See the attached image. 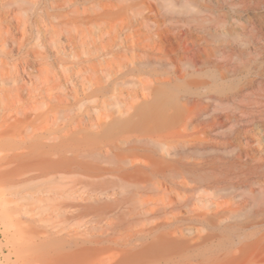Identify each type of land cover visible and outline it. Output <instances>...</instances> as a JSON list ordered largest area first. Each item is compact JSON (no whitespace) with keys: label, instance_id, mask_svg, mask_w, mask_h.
Returning a JSON list of instances; mask_svg holds the SVG:
<instances>
[{"label":"bare ground","instance_id":"6f19581e","mask_svg":"<svg viewBox=\"0 0 264 264\" xmlns=\"http://www.w3.org/2000/svg\"><path fill=\"white\" fill-rule=\"evenodd\" d=\"M187 1L191 0H155V6H152L155 14L150 18L148 17L147 23H139L138 15H140L141 10L136 7L132 15L127 14L126 19L124 18V23L112 22L111 25H105L104 28H101V31L104 29L108 34L114 35L113 41L109 44L111 49L117 39L123 37L130 29H134L135 34L139 37L137 41L139 43L142 42L141 37L143 39V37L147 36L148 39H153V36L148 31L155 30V35L165 46V38L172 32L173 27L177 24L176 22H187L183 14L186 13L188 5L193 6V4H185ZM221 1L217 0V4L219 5ZM193 2L196 7L193 8L194 16L189 20V25L194 21L201 31L206 32V40H209L208 37L216 40L218 43L214 49L221 55H225L223 58L226 56L232 58V56L239 54L233 45L226 44L219 33L213 34L212 30L217 31L220 29L222 32L228 33L229 36L236 37L238 35L237 37L239 38L243 36L245 44L252 43L259 51V54L263 55L264 48L261 47V42L264 41V0H241V3L248 9L246 17L240 19L241 23L234 22L226 13L218 11L217 6L209 3L198 4L196 0H193ZM161 12L162 17L160 16ZM204 12L211 13L213 17L202 19L201 15ZM214 26L216 28H213ZM88 33L91 37H94L97 31L89 30ZM137 45V49L134 48V50H138V53L140 51V57L136 55L137 58H130L129 61H125L124 57L122 61L128 62L121 63L122 67H126V69L129 65H136L145 69L149 66L171 67L176 73L175 77H168L169 79L165 77L164 79L166 80L159 79L155 77L156 70L154 69L155 73H149L152 76V80H150V76H147L145 79L149 78L150 81L146 82V84L142 82L144 84L142 91L136 92L137 90H135L136 93L132 95L134 100L131 102L127 100L121 101L120 98L122 97H118L121 101L119 106L112 105L113 103H106L103 89L97 87L98 89H95L90 94V97L87 98L97 99V103L94 101L96 104H94L93 110L100 108L99 111H101L102 116L100 118L97 116L98 118L96 119L91 118L96 125L85 130L64 131L66 133L63 132V129L58 130L54 133L56 135H50L58 140L49 141L48 139L43 142H33L31 148L33 147L34 152L29 150V152H14L17 148L28 144L24 138L18 140L15 137L18 131L23 132L25 130L26 119L23 111V116L22 114L20 115L22 116L21 118L7 121L9 127L7 126L6 130L2 129L3 131H0V152L13 151L12 159H15V161L16 159H21L23 164H20V166L29 171H37L43 176L52 175L51 179H55L56 176H63L61 177V182H65L69 188H76L80 192L79 199L70 201L66 199L57 200L59 207H67L72 211H70V215L64 221L68 222V219L76 218L88 223H97V226L103 222L109 223L110 221L111 224L108 225L111 228L108 231L111 233L115 232V234L125 229L122 231L125 234H120L123 235L122 241L125 240V242H121L119 245L125 247L122 250V256H127L134 264H176L181 256L187 255V252L194 249L201 250L204 247L206 249L208 247V250L213 249L214 245L219 244L220 240L225 237L229 238V245L225 246L223 244L225 242L222 241L217 249L225 254H231L233 257L230 259L231 261H225L224 264H247L249 262L259 264V261L253 260L254 253L247 247L250 241L247 238L242 239L241 235L242 233L246 235L249 224L247 218L253 219L256 215L264 213V191L258 192L251 186L247 187L246 190L244 189V192L239 193V187L237 186H231V184L222 185L224 182L231 183L234 174L238 171L251 176L252 174H257L259 168L249 164V160L247 162L243 161V151L241 154L235 155L234 153L230 158L228 156L220 157L217 151L218 148L214 143L208 140L207 142H194L188 139L195 134H200V136L205 138L211 132L210 130L222 127L223 120L232 117L230 114H225V117H223L212 110L214 108L212 103L220 105L229 104L235 99L240 100L238 105L248 116V119L244 118L245 122H249L250 118L252 119L254 116V111L250 106L254 104L259 107L262 103L261 97L264 99L263 87H246L249 91L239 90L238 93H233L232 95L231 93L227 95V92L222 94L213 91L221 83L228 82L232 75L230 69L225 71L220 77H214L213 73L210 81H203L202 79V82H197L193 79L197 83H201V85H197L193 81L184 83L178 73L186 76L184 79L187 76L191 78L194 75L191 74V71H198L200 68L211 64V61L208 59L200 61L195 56L180 53L171 55L169 60H165L161 57H156V55L152 54L153 52L150 53L152 49L148 51V49L145 50L146 48L142 49V45ZM145 45L147 46L146 43ZM259 47H261V50ZM127 49L130 50V48ZM243 52V49L239 50V53ZM127 53L130 54L131 52L127 51ZM94 62V69L98 72V68H100L98 66L102 65H99L101 60L97 58ZM115 62H117V59ZM106 64L108 65V62ZM115 65L113 73H110L113 76L119 64L115 63ZM207 70H205L206 73L208 72ZM101 72H104V69H101ZM94 74L96 75V73ZM215 75L218 76L217 73ZM113 76L109 79L111 81H109L105 74H101L98 80L100 83L103 81L116 83L118 80L117 74L115 77ZM94 77L96 78V76ZM125 77L126 74L124 75ZM136 78L138 79V77ZM234 78L231 77V79ZM202 85L208 90L201 93L192 92L193 88L199 90ZM140 86L142 85L140 84ZM85 87L88 86L86 85ZM234 88L236 87L234 86ZM81 90L83 89L81 88L80 92H82ZM86 92L84 93L86 94ZM181 101L186 102L184 106H187V109L181 106ZM3 102L7 103V100ZM7 106L9 107V104ZM10 107L12 108V106ZM2 111L5 110L2 109ZM63 112L65 111L63 110ZM255 113H257L256 110ZM6 117L8 116L6 115ZM204 118L206 119L203 120ZM70 121L72 120L70 119ZM83 123L88 124V122ZM28 127L35 131L32 126ZM94 127L98 129L95 130ZM261 137L260 135L259 138ZM32 139L36 140L37 138ZM16 163L19 165V162L16 161ZM263 166L264 159L261 161V167ZM262 173L264 171L260 172V175ZM180 179H184L183 183L179 181ZM49 190L60 192L57 189L49 188ZM154 191L163 193L161 199L164 203L160 207L156 205L155 207L154 204H151L157 199V196L155 197L156 193L154 196L150 195ZM205 193H208L207 195L210 198L205 197ZM250 195L251 199L248 198ZM150 218L151 220H149ZM225 222H228V224ZM223 223L227 225H223ZM116 230L119 231L117 232ZM231 230H237V236L240 239L236 241L235 234V237L233 235L229 236ZM118 238H121V236ZM261 239H264V234ZM239 258L243 260L240 261Z\"/></svg>","mask_w":264,"mask_h":264},{"label":"rangeland","instance_id":"374dc122","mask_svg":"<svg viewBox=\"0 0 264 264\" xmlns=\"http://www.w3.org/2000/svg\"><path fill=\"white\" fill-rule=\"evenodd\" d=\"M207 1L196 0L198 4L209 3L217 6L218 11L226 13L236 23H241L240 19L248 14V9L241 3V0H222L219 5L217 0ZM155 3V0H0V131L9 127L7 121L21 118L24 112L26 119L25 130L23 132L18 131L15 137L18 140L24 138L28 144L17 148L14 152H26L28 150L34 152L33 147L31 148L33 142H43L48 139L49 141L58 140L50 135H56L54 133L61 129H63V132H73L74 130H85L95 126L96 124L91 118H100L102 114L99 111L100 108L93 110L97 99L87 98L99 87L105 93L104 101L106 103H113L112 105L119 106L123 100L128 102L134 100L132 95L142 91L144 84L152 80L150 72L155 73L156 70L155 77L162 80H166L164 79L165 77H175L176 73L171 67L149 66L147 69L136 65H129L127 69L122 67L121 63H127L130 58L140 57V51L138 53V50H134L138 46L137 44L139 46L142 45V49L146 48L145 50L148 49V51L152 49L150 53L153 52L152 54L156 55V57L158 56L165 60H169L171 55L180 53L195 56L200 61L205 59L211 61V64L204 68H200L198 71H191L192 73H190L194 74L191 78L187 76L184 79L186 76L178 73L184 83L193 81L197 85H201V83L197 82H202V79L203 81H210L211 77H220L225 71L230 69L232 71L231 77L235 78L231 79L230 77L228 82L220 84L222 89L219 85L218 88L220 90L214 88L213 91L222 94L227 92V95L229 93L232 95L233 93H238L239 90L247 92L249 90L246 87L251 88L254 86L255 88L263 87L262 92L264 93V53L263 55L259 54V51L252 43L245 44L243 36L239 38L237 37L238 35L236 37L229 36L228 33L222 32L220 29L217 31L212 30L213 34L218 32L226 44L233 45L239 54L237 55L238 57L232 56L231 58L226 56L223 58L225 55H221L214 49L218 43L216 40L209 37V40H206V32L201 31L194 21L189 25V20L194 16L193 8L196 7L193 0L185 3L193 4V6L188 5L186 13L183 14L187 22H176L177 24L173 27L172 32L165 38V46L155 35V30L148 31L153 36V39L150 40L147 36L143 37V39L141 37L142 42L139 43L137 42L139 37L135 34L134 29H130L123 37L117 39L111 49L109 44L113 41L114 35L108 34L104 29L101 31V28H104L105 25H111L112 22L124 23L127 14L132 15L136 7L141 10L140 15H138L139 23L145 24L155 14V10L152 9ZM160 16H163L162 12ZM210 17H213V15L207 12L201 15L202 19H210ZM213 28H216V26ZM89 30L97 31L94 37L89 35ZM261 47L264 48V41L261 42ZM261 47H259L260 50ZM127 48H130V50ZM241 49L244 50L243 53H239ZM127 51L131 53L128 54ZM108 55L110 56L108 57ZM102 56L103 58H101ZM97 58L101 60L99 65L102 64L98 66L100 67L98 72L94 69V61ZM123 58L128 61H122ZM116 59L117 62H115ZM105 62H108V65ZM115 63L119 64V66L117 65V71L113 76L111 74L115 69ZM105 67L108 68L105 69ZM207 68L212 70H207ZM101 69H104L105 73L101 72ZM142 70L145 71L142 72ZM200 70L202 71L200 72ZM205 70L208 72L206 73ZM123 72L126 73L123 74ZM98 73L105 74L106 78H108L107 80L117 74V82L119 83L107 81L100 83L98 79L101 74ZM216 73L218 76L215 75ZM125 74L126 77L124 78ZM92 76H96V78ZM147 76H150V80L149 78H147L148 80L145 79ZM90 78L91 80H89ZM94 80L95 82H93ZM90 83H93L91 84L92 86ZM86 85L88 87H85ZM90 87L92 88L90 89ZM81 88L83 89L81 90L82 92H80ZM135 90L137 91L135 92ZM192 90L193 93H201L208 89L202 85L199 90L196 88ZM118 97L123 99L120 98V101ZM261 99L262 103L259 107L254 104L250 106L254 111V116L252 119L250 118L249 122H245L244 118L248 116L238 105L240 100L235 99L229 104L220 105L212 103L214 107L212 110L223 117H225V114H230L232 117L223 120L222 127L210 130L211 132L205 138L200 136V134H195L188 139L194 142H207L208 140L214 143L218 148L217 151L220 157L228 156L230 158L234 153L235 155L241 154L243 151V161L247 162L249 160V164L257 166L259 168L258 173L250 176L238 171L234 174L231 183H222V185L231 184V186L239 187V193L244 192L247 187L251 186L258 192L264 191V173L260 175V172L264 171V166L261 167V161L264 159V99L262 97ZM6 100L7 103L3 102ZM89 102H92V105ZM181 103V106L187 109V106H184L186 102L181 101ZM4 104L5 106H3ZM7 104H9V107ZM73 105H75V108ZM2 109L5 111H2ZM255 110L257 113H255ZM21 114L22 116H20ZM83 122H88V124L86 125ZM79 123L82 125L80 126ZM83 124L86 125L85 128H83ZM28 126H32L35 131ZM36 126L38 127L36 128ZM94 129L97 130L98 128L94 127ZM260 135L262 136L261 138H259ZM12 153L13 151L0 152V264H134L127 256H122V250L125 247L119 245L121 242H125V240L122 241V237L125 234L122 231L125 229L120 230V233L118 232L119 230H116L118 233L115 234V232L111 233L108 231L111 228L108 225L111 224L110 221L109 223L103 222L99 226H97V223H88L76 218H70L68 222L64 221L72 211L67 207H59L57 200L66 199L70 201L79 199L80 192L76 188H69L65 182H61V177L63 176H56L55 179H51L52 175L43 176L37 171H29L22 168L20 164H23V161L16 159L19 162L18 165L15 159H12ZM245 153L249 154L247 155L248 157ZM235 155L233 156L234 159ZM183 180L180 179L179 181L183 183ZM49 188L57 189L60 192H53ZM155 193L157 199L154 197L156 201L151 204L160 207L164 203L161 199L163 193L154 191L150 195L154 196ZM205 194V197H209L208 193ZM248 198L251 199V195ZM247 220H249V224L246 235L242 233L241 237L250 241L247 247L254 253L253 260L259 261V264H264V239H261L264 234V213L256 215L253 219L247 218ZM225 223L228 224V222ZM225 223L223 225H227ZM236 231L231 230L229 236H236L237 241L240 237L237 236L238 233ZM119 236L121 238H118ZM222 241L225 242L223 243L225 246L230 243L229 238L226 237L221 239L220 243ZM220 243L215 244L213 249L209 250L208 247L207 249L204 247L201 250H191L186 253L187 255L181 256L176 264H224L225 261H229L233 256L219 251L217 247L220 246ZM213 251L215 252L213 253ZM239 259L240 261L243 260L242 258ZM247 264L258 263L249 262Z\"/></svg>","mask_w":264,"mask_h":264}]
</instances>
